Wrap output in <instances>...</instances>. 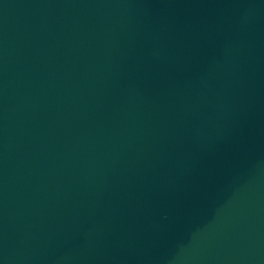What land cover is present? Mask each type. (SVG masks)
<instances>
[{"label": "water", "instance_id": "1", "mask_svg": "<svg viewBox=\"0 0 264 264\" xmlns=\"http://www.w3.org/2000/svg\"><path fill=\"white\" fill-rule=\"evenodd\" d=\"M0 264H264V0H0Z\"/></svg>", "mask_w": 264, "mask_h": 264}]
</instances>
